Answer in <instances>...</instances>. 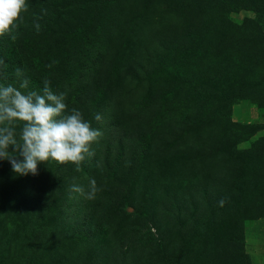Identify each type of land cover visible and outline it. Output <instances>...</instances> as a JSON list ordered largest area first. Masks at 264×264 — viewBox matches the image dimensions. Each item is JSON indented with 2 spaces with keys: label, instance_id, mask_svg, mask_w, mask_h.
Masks as SVG:
<instances>
[{
  "label": "trees",
  "instance_id": "1",
  "mask_svg": "<svg viewBox=\"0 0 264 264\" xmlns=\"http://www.w3.org/2000/svg\"><path fill=\"white\" fill-rule=\"evenodd\" d=\"M138 1L26 0L27 11L21 13L23 22L13 33L16 40L8 34L0 36V59L7 65L0 83L19 88L16 68H21L30 80L28 90L42 92L43 81L48 79L54 93L65 94L66 114L75 108L98 130H103L104 125H99L92 113L101 110L107 95L118 102L124 93L138 100L130 105L133 109L125 100L120 102L122 109L127 106L117 113L121 118L108 123V130L92 143L94 155L81 163L79 171L70 162L61 165L50 159L38 163L35 176L17 175L10 172L11 164L8 169L10 162L4 160L0 185L8 187L12 194L16 190L12 182L29 189L47 181L53 183L43 189L53 192L56 205L61 204L54 209L56 215L61 211L70 213L64 208L69 201L67 183L84 173L105 177L112 187L98 186L102 189L96 195L98 199L87 201L89 208H84L86 203L78 206L76 214L89 223L88 234L80 225L76 228L79 244L93 234L94 228H100V219L96 222L95 217L99 203L108 215L120 221L130 218L128 213L134 210L130 180L136 181L139 172L146 173L151 163L160 166L161 162L165 166L164 171L159 170L165 181L162 180L163 200L179 232L177 240L170 230L177 247L197 252L204 264H252L244 250L243 226L264 216V136L248 149L236 150V145L240 139L248 140L264 129V123L252 129L243 123L231 124L230 117L232 106L243 99L264 108V0H171L173 8L169 13L175 14V22L154 24L150 16V28L145 31L135 26L140 23L136 21L137 13L131 19L133 27L120 30L122 18L132 13ZM243 10L255 16H246L240 22L231 18V13ZM35 22L41 25L38 33ZM180 22H184L182 27ZM128 33L135 44L123 54L120 38L126 40ZM115 37L119 40L113 48ZM34 47L45 54L38 62L30 60ZM105 48L116 52L113 63H91L90 56L98 50L103 54ZM99 65L103 68L94 70L93 75L91 68ZM220 122L231 125L233 140L226 146L229 151L226 143L221 148L214 141L210 144L214 137L211 127ZM21 127L22 122H17V134ZM203 147L209 149L202 150ZM8 150L14 151L11 146ZM152 150L160 155L154 156ZM209 150L212 157L206 153ZM204 154L212 160L220 156L222 169L217 176L192 177L188 191L179 192L173 181L207 163ZM119 179L124 180L122 184ZM245 184L249 192L239 193ZM65 186L66 191L60 193L58 190ZM37 196L31 194L26 200L36 201ZM239 198H244L242 205L238 204ZM222 199L225 203L221 207ZM147 209L149 206L138 210L134 215L137 221L145 217ZM167 214L157 216L154 224L160 227ZM57 217L63 222L64 216ZM28 221L33 227L28 236L40 239L41 225L36 226L31 216ZM35 251L31 246L25 259L29 261ZM40 255L36 263H46L50 258L46 250ZM167 261L174 264L178 259L169 257ZM187 261L190 262L184 263Z\"/></svg>",
  "mask_w": 264,
  "mask_h": 264
},
{
  "label": "rangeland",
  "instance_id": "2",
  "mask_svg": "<svg viewBox=\"0 0 264 264\" xmlns=\"http://www.w3.org/2000/svg\"><path fill=\"white\" fill-rule=\"evenodd\" d=\"M172 8L171 0H139L134 6L132 13L128 14L127 18H122L120 30L124 27H133L134 21H131V19H135L137 13L139 15L136 17V21L140 23H135V26L140 25L145 31L150 28V16L155 19L154 24H159L162 21L175 22V14L169 13ZM140 12H142V14H140ZM230 16L233 20L240 22L245 19L246 16L254 17L255 14L251 11L243 10L237 13L233 12ZM142 18L146 21H143ZM183 25L184 22H180L179 26L182 27ZM116 40L119 39L116 37L114 38L113 48L117 47L116 44H118V42ZM120 41L124 46L123 54L135 44L134 39L129 33L127 34L126 40L120 38ZM39 50V47H34V50L32 52L30 51L31 61L38 62V60L45 56V54L41 53V50ZM115 54L116 52L106 48L103 54L98 50L96 55L90 56V62L98 64L113 63V60L117 56ZM123 59L125 60L124 57ZM117 63H119V61ZM102 68L103 65L93 67L91 68V73L93 74L94 70L99 71ZM119 100L121 103L125 100L126 104L133 109L134 107L130 105L138 99L130 96V94L127 95L124 93ZM120 102L107 95L103 101L101 110L98 113L95 111L92 113V116L100 114L102 117L98 123L99 125H104L103 130H100L102 136L104 135V131L106 132L108 130V123L115 120L117 121L121 118L117 113H121L123 109L127 107L125 106L122 109ZM102 112L103 114H101ZM125 120L129 122L133 121L128 118ZM133 122L141 121L135 120ZM230 122L231 124L243 123L247 127L253 126L252 129H255L256 127L254 126L264 123V108L259 107L255 102L243 99L232 106ZM213 126L214 127H211V129L213 132L212 136L214 137L210 144L214 141L218 144L216 146L221 148V146L224 145L223 143H226L224 145L225 149L229 151L226 146L233 140L231 125H224L223 122H220ZM19 133L17 134V138H19ZM110 133L111 132H108V134ZM261 136H264V129L255 132L248 140L240 139L236 145L238 148L236 150L251 148L253 143ZM100 138H98V140ZM104 149L105 147H102V150ZM208 149L209 147L202 148V150ZM206 153L211 155L210 150ZM102 154L103 151L100 153V156H102ZM153 154L154 156H156V154L160 155L154 151ZM215 156V160H212L207 154H204L205 159L208 158L205 160L207 163L204 165L199 164L196 171H190L185 174V176L184 174L182 176L179 175V178L175 179L172 184H177L176 189L179 192L188 191V182L192 181V177L208 178L217 176V172L222 169L224 163L223 160H220V156ZM3 161L4 160H0L1 179L3 175V172L1 174ZM159 163L160 166L157 163H151L146 173L139 172L136 181L130 180L129 193L132 195L131 205L134 206V210L128 213L131 217L127 218L126 221H122V219L120 221L119 217L108 215L105 208L99 203V206L96 207L95 217L96 222L100 219V228H94L93 234L89 235L90 237L88 239L80 241L79 244L78 239H76L78 235L76 228L80 225L83 232L88 234L89 223H87V220L80 219L81 217H78L76 213L78 212V206L81 204L86 203L84 208H89L90 206H87V201L91 200L85 199L84 196L79 193L72 192L71 187L73 183H76L84 187L85 191H87L90 180L95 179L97 186L103 187V189H110L112 186L104 179L105 177H100L95 173H84L77 176L75 180H71L69 184L67 183L69 201L64 208L70 211V213L61 211L56 215L54 209L56 207L59 208L61 204L59 203L56 205L53 192L43 189L50 187V185L52 186L53 183L49 184L47 181V183H40L39 186H29V189L25 186H19L18 183L14 185L12 182L13 186L16 187L15 192L12 191V194L11 191L8 190V187L5 185L1 187L0 185V264H168L167 260L169 257L178 259V262L174 264H186L184 263L185 260L190 261H187V264H204V259L200 258L197 252L193 253V251L190 250L186 251L179 249L176 240L170 237L171 229L173 230L174 238L177 240L179 239V232L176 229V223L170 212L169 206L166 200H163L164 194L162 184L165 181L159 175V170L160 172L164 171L165 166H163L161 162ZM7 164L9 169L10 163ZM120 167H124L128 172L131 170L125 164H120ZM10 172L13 173V171ZM103 180L106 182L100 184ZM119 181L122 184L124 180L119 179ZM59 184V182L56 183L57 186ZM66 186L58 191L64 193L66 191ZM246 192H249L248 184H245V186H243V191L239 193ZM31 194L38 195L36 201L26 200L28 196L30 198ZM97 195H99V193H97ZM263 196L264 190L262 191V200L264 199ZM243 199L244 198H239V205H242ZM150 202L153 203L150 204ZM142 206H149V209H147L148 213L145 214L143 219H138L137 221V217L135 218L134 215L138 210H141ZM164 213H168L166 218H164L165 221L160 224V227L157 224L155 225L154 220H156V217ZM57 215L64 216L63 222L58 221L59 218ZM30 216L33 217L36 226L41 225L40 239L36 240L34 235L28 236L31 228H33L29 225L32 221H28ZM43 217H45V220ZM243 229L244 250L246 254L250 256L251 263L264 264V216L253 221H247ZM33 245L36 251L31 259L27 261L25 257L30 255L28 252ZM198 249L199 248H197V250ZM44 250L49 252L50 258L47 257L46 263H36L37 258L41 256L40 254ZM164 254L167 255L164 257Z\"/></svg>",
  "mask_w": 264,
  "mask_h": 264
},
{
  "label": "clouds",
  "instance_id": "3",
  "mask_svg": "<svg viewBox=\"0 0 264 264\" xmlns=\"http://www.w3.org/2000/svg\"><path fill=\"white\" fill-rule=\"evenodd\" d=\"M26 11V0H0V36L8 34L15 41L17 37L13 33L23 22L21 13ZM34 27L37 33L41 29L39 22ZM6 67L0 59V76ZM15 77L19 88L0 83V160H8L12 171L24 176L37 175L38 163L50 159L61 165L70 162L79 171L81 163L94 155L91 145L102 132L93 128L79 110L73 108L66 114L65 94L54 93L50 80L45 79L42 92H38L28 90L30 80L21 68H16ZM95 119L100 121L102 117L96 114ZM17 122H22L19 138L15 130ZM10 146L14 151L8 150ZM71 191L93 200L102 189L91 179L87 191L76 183ZM219 203L222 207L225 201Z\"/></svg>",
  "mask_w": 264,
  "mask_h": 264
}]
</instances>
